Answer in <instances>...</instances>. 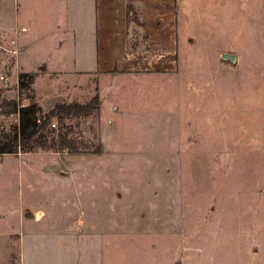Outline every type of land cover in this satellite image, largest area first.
<instances>
[{
    "label": "rangeland",
    "instance_id": "obj_1",
    "mask_svg": "<svg viewBox=\"0 0 264 264\" xmlns=\"http://www.w3.org/2000/svg\"><path fill=\"white\" fill-rule=\"evenodd\" d=\"M15 1L26 29L0 50L32 80L0 70V145L15 104L43 116L60 100H98L50 115L75 151L0 164V223L16 224L29 201L44 229H91L100 241L81 264H264V1L182 0L177 70L81 77L69 71L63 0Z\"/></svg>",
    "mask_w": 264,
    "mask_h": 264
},
{
    "label": "crops",
    "instance_id": "obj_2",
    "mask_svg": "<svg viewBox=\"0 0 264 264\" xmlns=\"http://www.w3.org/2000/svg\"><path fill=\"white\" fill-rule=\"evenodd\" d=\"M257 1L264 0H247V4ZM63 4V29L69 38L72 74L81 77L177 70L181 53L182 0H63ZM129 4L134 6L141 24L129 21ZM22 27L25 26L18 23L16 1L0 0V42L13 46L14 41L18 46ZM6 55L0 50V70L7 68V79L16 82L22 70L19 56L12 63L10 54ZM223 55L237 60L235 54L225 52ZM38 65L44 68L45 63ZM37 152L2 153L0 164L10 158V165L13 167L16 161L18 168L22 159L28 161L27 157L38 155ZM28 202L22 201L15 208L16 224L8 227L0 223V248H10L4 250L5 258L0 264L10 261L16 247L18 264H70V256L74 252L79 255L82 250L84 256L75 264L90 260L94 245L100 241L96 232L88 228L63 230L49 225L44 229L46 224L42 219L37 220V211L32 209L33 203ZM100 236L102 243V234Z\"/></svg>",
    "mask_w": 264,
    "mask_h": 264
},
{
    "label": "trees",
    "instance_id": "obj_3",
    "mask_svg": "<svg viewBox=\"0 0 264 264\" xmlns=\"http://www.w3.org/2000/svg\"><path fill=\"white\" fill-rule=\"evenodd\" d=\"M133 8L134 6L129 4V21L134 20L141 24V20ZM25 75L26 73L24 72H19L18 74V83L21 87H25L32 80V77H29L25 81ZM97 100V94L87 103L60 100L49 111L44 113L43 116L37 114V109L39 110V108L35 102L18 106L15 104L18 121L14 126L13 132L10 135L4 136L5 139L2 145H0V153L16 152L18 150H36L37 148L53 151L63 149L75 151L74 140L68 136L67 130L60 131L58 129V132H56V128L50 126V115H54L62 122L63 116H67L68 114H74L79 111L83 114L87 113L89 108L97 103Z\"/></svg>",
    "mask_w": 264,
    "mask_h": 264
},
{
    "label": "built area",
    "instance_id": "obj_4",
    "mask_svg": "<svg viewBox=\"0 0 264 264\" xmlns=\"http://www.w3.org/2000/svg\"><path fill=\"white\" fill-rule=\"evenodd\" d=\"M21 29H22V30H24L25 28H24V27H22ZM13 43H14V41H13ZM11 51H12L13 53H16V52H17V48H13ZM1 78H2V79H5L3 76H1ZM17 82H18V77H17ZM52 125L54 126V125H55V123H54V122H52Z\"/></svg>",
    "mask_w": 264,
    "mask_h": 264
},
{
    "label": "water",
    "instance_id": "obj_5",
    "mask_svg": "<svg viewBox=\"0 0 264 264\" xmlns=\"http://www.w3.org/2000/svg\"><path fill=\"white\" fill-rule=\"evenodd\" d=\"M233 57V55H231Z\"/></svg>",
    "mask_w": 264,
    "mask_h": 264
}]
</instances>
